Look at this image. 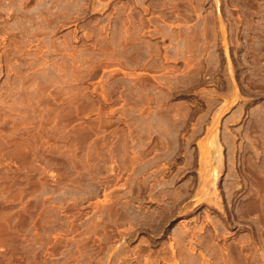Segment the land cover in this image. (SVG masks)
Returning <instances> with one entry per match:
<instances>
[{
	"label": "rangeland",
	"instance_id": "obj_1",
	"mask_svg": "<svg viewBox=\"0 0 264 264\" xmlns=\"http://www.w3.org/2000/svg\"><path fill=\"white\" fill-rule=\"evenodd\" d=\"M0 264H264V0H0Z\"/></svg>",
	"mask_w": 264,
	"mask_h": 264
}]
</instances>
